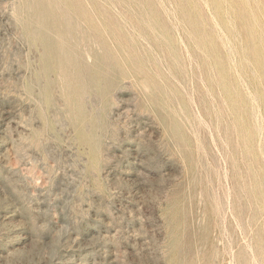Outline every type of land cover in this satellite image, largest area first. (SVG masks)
<instances>
[{
  "label": "rangeland",
  "instance_id": "rangeland-1",
  "mask_svg": "<svg viewBox=\"0 0 264 264\" xmlns=\"http://www.w3.org/2000/svg\"><path fill=\"white\" fill-rule=\"evenodd\" d=\"M0 264H264V0H0Z\"/></svg>",
  "mask_w": 264,
  "mask_h": 264
}]
</instances>
